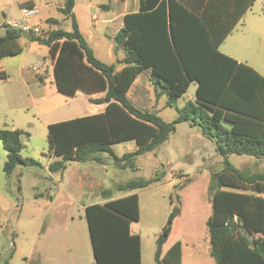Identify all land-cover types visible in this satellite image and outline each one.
Segmentation results:
<instances>
[{
	"label": "trees",
	"instance_id": "16d2710c",
	"mask_svg": "<svg viewBox=\"0 0 264 264\" xmlns=\"http://www.w3.org/2000/svg\"><path fill=\"white\" fill-rule=\"evenodd\" d=\"M253 2L139 0L138 9L123 15V24L113 35L114 47L124 51L120 68L94 54L73 13L75 0H64L59 8L71 19L70 30L57 27L42 32L4 24L0 59L20 53L19 39L24 36L47 46L59 93L73 97L78 90L104 92L100 98H89L105 103L103 111L47 125L48 152L60 156L48 163V171H63L69 161H100L103 153L121 168H135L137 156L154 151L177 123L195 125L223 157V166L212 174L210 184L211 213L205 221L209 254L214 264H264V170L237 168L226 158L235 153L264 159V76L218 50ZM145 69L155 99L164 95L166 105L174 106L191 81L196 83L195 99L175 105L177 115L171 121L157 110L136 106L127 93ZM28 136L19 128H0L6 176L19 166H40L20 153L21 139ZM127 140H134L137 148L117 156L111 145ZM163 176L155 172L149 178L129 179L115 184L114 190L131 192ZM111 194L103 190V203L84 208L92 264H141L140 236L130 226L140 217L138 194L116 198ZM176 214L174 206L156 237L155 264H170L164 247Z\"/></svg>",
	"mask_w": 264,
	"mask_h": 264
},
{
	"label": "rangeland",
	"instance_id": "374dc122",
	"mask_svg": "<svg viewBox=\"0 0 264 264\" xmlns=\"http://www.w3.org/2000/svg\"><path fill=\"white\" fill-rule=\"evenodd\" d=\"M77 3L75 18L83 23L85 18L90 20L92 14H97L100 22L105 20L102 24H106L103 30L107 37L108 13L116 15L114 29L120 26L123 4L128 5L129 11L133 6L132 0H77ZM63 4L64 0H0V33L8 20L17 22L16 27L27 25L30 30L38 27L42 32L57 27L70 30L71 19L59 9ZM31 5L33 11L25 10ZM251 8L245 18L247 23L251 20L254 32L246 34L250 40L246 51L256 65L264 63V0H255ZM100 40L108 43L103 35ZM231 41L230 37L227 42ZM20 44V53L0 59V128L10 129L14 124L29 132L28 137L21 139L24 146L20 153L39 161L40 166H19L6 176L2 168L6 151L0 141V264H92L85 206L99 202L101 190L108 189L111 197H118L122 192L114 190L115 184L149 178L155 172H163V180L138 192L140 218L130 224L140 234L142 264H155V240L174 206L177 214L165 242V261L214 264L205 225L211 213L212 174L223 166V157L216 152L214 143L187 123H177L168 139L154 151L137 156L135 168H121L103 153L100 161H69L63 171L50 173L46 167L49 160L46 121L83 115L89 110L88 102L82 94L68 97L53 91V77H46L41 88L26 83L18 74V67L42 72L39 62L47 58V47L27 41L24 36ZM106 54L104 46L96 50L97 57L108 63ZM47 63L46 68L52 63L49 57ZM31 65L37 69L33 71ZM193 84L191 81L188 92H193ZM129 95L140 108L157 109L149 107L150 100L140 98L134 87ZM164 102L165 97L158 101L159 105ZM181 102L180 98L176 104ZM159 115L171 121L177 112L174 106H164ZM130 143L133 142H119L112 149L116 155L122 154ZM226 158L237 168L264 170V159L235 153Z\"/></svg>",
	"mask_w": 264,
	"mask_h": 264
},
{
	"label": "crops",
	"instance_id": "0c3cea01",
	"mask_svg": "<svg viewBox=\"0 0 264 264\" xmlns=\"http://www.w3.org/2000/svg\"><path fill=\"white\" fill-rule=\"evenodd\" d=\"M254 2H255V0H254ZM254 2L245 11V13L241 17V19L238 21V23L235 25V27L232 29V31L225 37V39L222 41V43H220V45L218 46V50L220 52L228 55V56L233 57L237 61L244 62V63L252 66L255 70H257L261 75L264 76V63L256 62L255 63L256 65H254L253 63H251V61L254 62L252 55L249 54V51H246L247 50L246 47H248L250 45V40L246 37V34L252 33L254 31L251 30V20L248 19L249 23H250V25H249V23H247L245 15L248 13V11L252 10L251 7H253ZM132 3H133V6H132V9L130 11H136L138 9L139 0H132ZM77 4H78L77 0H75L74 6H73L74 15L76 14V6H77ZM122 9H124L125 11H123L121 13L120 26H118V27H116L114 29H113V26H115V23H116V21H115V19H116L115 16L116 15H112V14L108 13V15H107L108 17L106 18L108 20V37L106 36V34H105L104 30H103L104 27L106 26V24L104 25L102 23L105 20L100 22L97 27H93L92 26V22L90 21L91 20V16H90V20H87L85 18L83 23L80 22L79 19H76L78 27H79V30L81 31L82 35L86 39L87 43L90 45V47L94 51V54L96 55V50H98V47L104 46V50L107 53L106 56L108 58V63H115L118 66V68L121 67V65H118L119 64L118 60L123 58L124 51L122 49H116L114 47L113 35L122 26V24H123V20H122L123 15L126 12H129L128 5H126L125 3L123 4ZM258 20L261 21L260 18ZM255 22H256V20H254V23ZM2 28H4V26ZM51 29H53V28H51ZM262 33H264V31ZM102 35L108 39V43H106L107 41L106 42H102L100 40ZM230 37L232 38V41L231 42H227ZM27 41H30V40L27 39ZM19 42H20V39H19ZM30 42L33 43V42H37V41H30ZM39 45H43V44H39ZM114 49H115V52H114ZM47 60H48V48H47V58L46 59L43 58L39 62V66H40V69H41L42 72H39V73L32 72V71H30L28 69H24L23 66H19L18 67V74L20 75V77L26 83H30L33 86H36V87L39 86L41 88L40 85H43L45 83V78L46 77H53V60H51L52 63L46 68V65L48 64ZM33 71H35V70H33ZM133 87H134V92L136 94L140 95L139 96L140 98H145L147 100H150L151 105L149 107H156L157 109H154V110H157L158 114H159L161 108H163L164 106H167L166 105V97L164 95L158 97V99L154 98L153 89H152V86H151L150 81H149V70L148 69H145V70H143L142 72H140L138 74V76L136 77V79L132 83V85H131L129 90H131ZM195 87H196V83L193 84V92L192 93L188 92V89H189L188 88L186 90V92L188 94L185 92L186 94L184 93L180 97L182 99L181 104H179V105L175 104V105H177L178 107H181L183 105V103L186 102L187 100H190V101L194 100L195 99ZM129 90H128V93H127L128 97L130 98L132 103H134L136 106L140 107L139 104L136 103L131 98V96L129 95ZM53 91H57L56 88H55V85H54ZM78 94L84 95L85 98L87 99V102H88L87 108L89 110L86 111V113L83 114V115L98 113V112H101V111L104 110L105 103H95V102H92V101L89 100V98H100V97H102L104 95L103 91H98V92H93V93H85L83 91L78 90L75 95H78ZM162 97H165V102L161 103V105H159L158 101ZM175 105H174V107H175ZM170 107H172V106H170ZM143 109H149V108H143ZM175 110H176V107H175ZM47 112H45L44 114L46 115ZM83 115L71 114V115H67L66 117H62L61 119L48 120V121H46L45 124L48 125L49 123H53V122H57V121H61V120H66V119H71V118L79 117V116H83ZM182 123H187V125H189V127L197 129L198 132L201 133L199 127H197L195 125H190L188 122H181L180 124H182ZM15 128L22 129L20 127H17L14 124H12L10 129H15ZM22 130H24V129H22ZM128 141H132L133 143H130L128 145L129 148L126 149L123 153L133 151V150H135L137 148V145H136L134 140H127V141H123V142H128ZM114 144H116V143H114ZM112 145H111V147H112ZM23 146H24V144H23ZM122 154H117V156H121ZM48 155H49V160H48V162L46 164V167H47L49 162L60 158V156L52 155L50 153H48ZM162 180H163V178L160 181H158L156 183H153V184L160 183ZM142 188H144V187H142ZM142 188H138V189L133 190L131 192H136L138 194V192ZM104 190H107V189H104ZM102 192H103V190H101V192H100L101 195H102ZM120 192H122V193L118 197H121V196H124V195H126L128 193H131V192H123V191H120ZM112 198H116L115 195ZM138 198H139V194H138ZM105 200L106 199L102 198L99 202L103 203ZM133 232H135V233L137 232L138 233V231H133ZM139 236H140V234H139ZM140 242H141V238H140ZM140 250H141V243H140ZM141 264H142V261H141Z\"/></svg>",
	"mask_w": 264,
	"mask_h": 264
},
{
	"label": "built area",
	"instance_id": "2783aa9c",
	"mask_svg": "<svg viewBox=\"0 0 264 264\" xmlns=\"http://www.w3.org/2000/svg\"><path fill=\"white\" fill-rule=\"evenodd\" d=\"M32 9H33V7H31V8H26L25 10L31 11ZM32 11H33V10H32ZM100 21H101V20H100V18H99V16H98L97 14H92V15H91V22H92V26H93V27H97V26L99 25ZM6 23H7L6 25H10V24H11L10 26H14V27H16L17 24H18L17 22H13V21L11 22V21H9V20L6 21ZM21 28H22V29H25V30H28V26H27V25H22ZM33 29H34V30H38L39 28H38V27H34ZM30 67H31L33 70H36V69H37L36 66H34V65H31Z\"/></svg>",
	"mask_w": 264,
	"mask_h": 264
},
{
	"label": "bare ground",
	"instance_id": "6f19581e",
	"mask_svg": "<svg viewBox=\"0 0 264 264\" xmlns=\"http://www.w3.org/2000/svg\"><path fill=\"white\" fill-rule=\"evenodd\" d=\"M5 27V26H4Z\"/></svg>",
	"mask_w": 264,
	"mask_h": 264
},
{
	"label": "water",
	"instance_id": "95a60500",
	"mask_svg": "<svg viewBox=\"0 0 264 264\" xmlns=\"http://www.w3.org/2000/svg\"><path fill=\"white\" fill-rule=\"evenodd\" d=\"M6 27V26H5Z\"/></svg>",
	"mask_w": 264,
	"mask_h": 264
}]
</instances>
